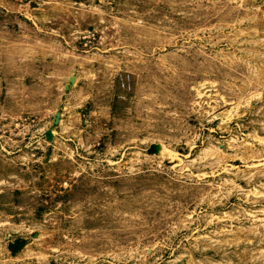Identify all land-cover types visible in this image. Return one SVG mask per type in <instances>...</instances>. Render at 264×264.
Segmentation results:
<instances>
[{"label": "rangeland", "instance_id": "rangeland-1", "mask_svg": "<svg viewBox=\"0 0 264 264\" xmlns=\"http://www.w3.org/2000/svg\"><path fill=\"white\" fill-rule=\"evenodd\" d=\"M0 264H264V0H0Z\"/></svg>", "mask_w": 264, "mask_h": 264}, {"label": "water", "instance_id": "water-1", "mask_svg": "<svg viewBox=\"0 0 264 264\" xmlns=\"http://www.w3.org/2000/svg\"><path fill=\"white\" fill-rule=\"evenodd\" d=\"M50 136V135H49ZM152 151H154V149H151V151H150V153L152 152ZM50 154H51V152L49 153V155H48V158L50 157ZM22 246H23V244H22V242H16L15 244H11V248H12V250L13 251H17V250H19L20 248H22Z\"/></svg>", "mask_w": 264, "mask_h": 264}]
</instances>
